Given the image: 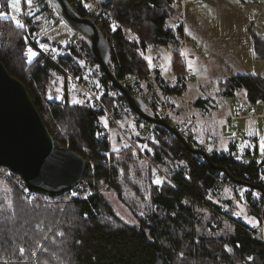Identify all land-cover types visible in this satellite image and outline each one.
Returning <instances> with one entry per match:
<instances>
[{
  "label": "trees",
  "instance_id": "trees-1",
  "mask_svg": "<svg viewBox=\"0 0 264 264\" xmlns=\"http://www.w3.org/2000/svg\"><path fill=\"white\" fill-rule=\"evenodd\" d=\"M101 2L116 20L108 19L104 26L108 40L115 44L110 51L109 67L118 81L147 74L141 52L179 44L174 39V27L168 26V21L177 16L175 0ZM7 7V1L0 0V13H8ZM113 24L117 26L115 29ZM118 24L138 37L140 49L124 39ZM40 29L41 25H37L34 30ZM0 41V62L13 78L23 83L56 143L79 154L90 149L94 158L90 168L93 175L85 180L93 188L106 186L97 199L101 215L86 217L89 205L78 200L65 205V195L49 198L47 203L38 199L29 205L6 181L5 169L0 167V264H264L261 243L245 234L240 226L213 222L212 214L204 208L219 212L229 206L221 207L214 202L226 191L219 188L214 179L221 173L212 170L201 157L189 153L178 138L154 125L156 138L167 137L170 143L167 147L173 156L168 157L151 146L145 157L160 168L169 181L160 180L157 184L154 167L130 148L113 150L110 157L113 165L109 167L105 154L108 146L97 138L100 115L45 100L51 65L41 63L40 58L31 63L24 61L26 43L21 32L13 28L12 19L0 18ZM252 41L256 56L263 57L264 38L253 34ZM88 45L80 36L69 43L67 50L87 65H95ZM159 73L157 77L165 96L184 95L186 86L182 75L170 88L162 82ZM101 82L109 83L103 72ZM227 83L223 86L224 95L232 96L236 90L243 89L249 102H264L261 76L240 75ZM169 103L173 108L174 104ZM149 109L159 117L158 107ZM117 119L124 120L120 116ZM187 140L195 146L190 136ZM210 157L215 165L226 167L242 180L255 176L262 167L255 161H239L229 153L212 151ZM249 181L253 182L254 178ZM243 189L245 200L253 196L251 190ZM110 192L130 210L136 224L127 225L116 216L106 197ZM255 198L263 200L260 196ZM20 248L25 249L23 255Z\"/></svg>",
  "mask_w": 264,
  "mask_h": 264
},
{
  "label": "built area",
  "instance_id": "built-area-1",
  "mask_svg": "<svg viewBox=\"0 0 264 264\" xmlns=\"http://www.w3.org/2000/svg\"><path fill=\"white\" fill-rule=\"evenodd\" d=\"M67 1L72 9L81 17L92 20L97 25L102 36L107 39L111 51V49L115 47V44L108 40V32L104 24L108 19L114 22H116V20L104 6L103 2L100 0ZM184 1L185 0H175V9L178 14L176 18L177 23L174 26V39L179 43H183L185 40V26L182 13H180ZM89 5L91 7H89ZM7 11L14 12V9L8 5ZM17 17L21 23L24 24V27L20 28L13 21V28L21 32L24 42L26 43V48L23 51L24 61L26 63H31L35 59L40 58L41 63L47 62L51 65L50 79L45 87V100L50 103L60 104L63 107H83L86 110L100 115V131L97 138L108 146V150L105 154L108 157L109 167L113 165L110 159L113 149L118 145L119 148H130L134 150L139 156L145 159L148 165L154 167L156 177L159 180L169 181L168 176L145 157L147 149L151 146L159 148L167 154L168 157H172L173 155L167 147L170 145L167 137L163 136L162 139H157L153 130V125H150V123L147 124L148 122L146 123L128 106L125 98L118 89L110 82L106 85L102 84V70L97 64L87 65L84 61L74 58L69 54L67 47L69 43L74 42V38H71L67 44L60 46L45 42L44 37L40 38L42 33V36H44L43 27L47 22H50L54 27L60 20L51 3L48 0H31V4L29 5L28 0H20V8ZM37 25H41L40 30H34ZM118 26L122 30L124 39L128 43L135 44L140 49L139 41L135 39L136 35L123 25L118 24ZM28 46H31L37 53V56L31 61H29L27 55ZM141 56L147 65V74L145 76H128L122 81H119V83L129 91L133 97L142 100L147 105L149 112L150 106L158 107L157 113L159 117L156 118L165 120L173 128L177 129L181 136L187 138V131L181 127L183 120L174 113L167 97L163 93L161 83L157 77L160 71L159 64L155 61L149 64L143 52H141ZM69 57H71V59H69ZM182 77L185 85L195 79L193 71L189 68H184ZM50 96L51 98H49ZM74 100L82 101V103H74ZM187 104L188 106L191 105L189 102H187ZM250 115L252 117L264 116V108L258 113L253 107ZM117 116L123 117L124 120L120 122ZM200 148L205 149L204 147ZM207 152L211 156V152ZM80 155L87 164V171L84 178L74 188L64 194L66 196L64 204L66 205L74 200L86 202L89 205L90 212L85 216L87 217L89 215L98 218L101 215V209L97 204V199L102 195L106 186L103 188H93V186L85 180L86 177H91L93 175L90 169L94 164L93 152L90 149H84L83 154ZM4 176L6 181L21 193L23 199L29 205H33L38 199L47 203L49 201L48 199L51 198L29 192L22 179L7 169H5ZM262 177H264L263 166L257 170L255 176H247L246 181H249L250 178H254L253 182H249L264 187V179H262ZM214 179L219 188L231 192L233 196V205L219 212L204 207L212 214L213 222H223L232 226H240L245 234L264 246V199L260 200L255 197H249L245 200L244 197L239 195L240 189L238 185L233 184L220 174ZM242 199H244L245 206L248 208L249 213L256 219L254 224L247 223L243 216L235 211L236 208L234 206L239 204Z\"/></svg>",
  "mask_w": 264,
  "mask_h": 264
},
{
  "label": "rangeland",
  "instance_id": "rangeland-1",
  "mask_svg": "<svg viewBox=\"0 0 264 264\" xmlns=\"http://www.w3.org/2000/svg\"><path fill=\"white\" fill-rule=\"evenodd\" d=\"M6 1L9 6L14 2V0ZM262 4V0H185L180 11L185 26L186 40H184V44L181 43L182 45L177 49L171 45L159 48L158 53L150 50L143 53L149 64L155 61L160 65L157 57L161 51L165 57L162 62L163 70L164 72L170 70L173 77L176 74L182 75L184 68L191 69L195 75V79L188 84V94L191 99L199 96L209 99L211 102L206 108L210 116H222L221 114L226 110L233 109L235 104L243 101L241 98V93H244L243 89L237 92L235 98H229L223 94V86H227V81L230 78L240 75H261L264 78V59H259L256 56H254L256 59L252 58L249 50L252 35L261 32L260 24L264 15V9L261 10ZM19 8L20 0L17 7L13 8L14 12H3L5 17L3 19H12L15 23L13 17L18 19ZM176 18L177 16L175 19L169 20L168 26L174 27L177 23ZM256 21L257 23H255ZM43 29L44 36L42 33L40 38L44 37L50 44L65 45L71 38L74 40L80 38V35L72 31L61 19L54 27L50 22H47ZM29 48L32 49L31 46H28L27 49ZM176 50H178L177 53ZM174 52L176 54H173ZM175 59H178V62H173ZM189 62H191V67ZM221 123L224 128L218 148L225 152L230 150L227 138L233 136L234 130L227 128L228 121H221ZM229 123L231 125V121ZM261 137L264 135L259 134L255 140L246 143L243 140V135H239L236 139V150L230 152L245 161L261 162L263 158L260 151ZM246 152H250V154L247 155ZM244 191L243 188L240 190L242 197H244ZM227 192L231 195V192ZM251 193L254 197L259 196L254 191ZM227 196V194L222 195L221 199H227ZM106 197H108V202L114 213L122 222L127 225L136 224L133 214L117 199L113 192L106 193ZM231 198H233L232 195ZM247 210L245 201L242 199L235 211L243 216L245 221L255 222L246 216ZM226 224L229 225L228 227L231 226Z\"/></svg>",
  "mask_w": 264,
  "mask_h": 264
},
{
  "label": "water",
  "instance_id": "water-1",
  "mask_svg": "<svg viewBox=\"0 0 264 264\" xmlns=\"http://www.w3.org/2000/svg\"><path fill=\"white\" fill-rule=\"evenodd\" d=\"M48 1L59 18L88 41L92 60L141 119L165 129L178 138L189 153L201 157L212 170L221 173L233 184L256 192L264 199V187L238 179L226 167L215 165L205 149L192 146L177 129L165 120L156 118L142 100L133 97L119 83L109 67L108 41L92 20L81 17L67 0ZM0 167L19 176L29 192L51 198L62 197L70 191L84 178L87 171V164L79 153L56 143L23 83L13 78L1 62Z\"/></svg>",
  "mask_w": 264,
  "mask_h": 264
},
{
  "label": "crops",
  "instance_id": "crops-1",
  "mask_svg": "<svg viewBox=\"0 0 264 264\" xmlns=\"http://www.w3.org/2000/svg\"><path fill=\"white\" fill-rule=\"evenodd\" d=\"M100 1H107V0H100ZM262 1H263V4L261 5L262 7L261 10L264 9V0ZM255 23H257V21ZM260 29H261V32H257L254 35L264 38V15H263V20L260 24ZM185 40H186V36H185ZM182 44H184V41ZM182 44L179 43L173 46H175L177 49ZM249 50L251 52L252 58H255L254 56H256V54H255L253 41L249 45ZM158 51L159 49L155 51H151V52L158 53ZM175 52L173 54L177 53ZM157 59L160 62V65H159L160 66V71H159L160 79L165 84V86L172 88L176 84L178 76H181V74L180 75L176 74L173 77V74L171 73L170 70H168L167 72H164L163 67H162V62L164 61L165 57H163L161 51ZM259 59H264V56ZM185 86H186L185 93L181 97H176L173 95L170 97H167V96L166 97L167 99L169 98L168 99V101L170 100L169 102H172L174 104L173 111L177 116H179V118L183 120V122L181 123L182 124L181 127L185 129L187 131L188 136L192 138L195 144V147L197 148L204 147L206 150L210 152L213 151L219 154L229 153L230 155L234 156L239 161L249 162V161H245L244 159L238 157L237 155H235L234 153L230 151L234 149L236 150L237 148L236 139H237V136L239 135H243L244 137L243 140L246 143H250L252 142V140H255L259 134L264 135V116L252 117L250 115L253 107L256 109L258 113H260L262 108H264V102L262 101H256L255 103L249 102L247 95H246V91L244 90V93H241V98H243V101L241 100L238 104H235L233 109L230 108L229 110H226L223 114H221L222 116L212 117L210 116L209 111L206 108L210 105L211 101L209 99H204L201 96H199L198 98H193L192 100L190 97V94H188V84ZM240 90L242 89L236 90L232 96H227V97L235 98L237 96L236 95L237 92H239ZM187 94L190 98L187 96ZM187 102H189L191 105L188 106ZM221 121H224V122L228 121L227 128L230 130H234V133H232L233 136L227 138L230 143V150L225 151V152L218 148L220 137H222V130L224 128V126H222ZM229 121H231V125ZM192 130L193 132H191ZM250 131L253 132L254 134L248 135ZM117 149H119L118 146L114 147L113 150H117ZM246 154L249 155L250 152H246ZM257 163H261L262 166L264 167V156L262 158V161L257 162ZM157 179L158 178L156 177L155 181ZM225 194L228 195L226 197L227 199H221L222 195H225ZM239 195H240V192H239ZM230 199H232L231 203L229 202ZM214 202L217 203L221 207H227L228 205L232 206L233 198H231V195L227 191H223L218 199H214ZM238 206L239 204H236L234 207L237 208ZM246 216H248L252 220H255L256 222V219L249 213L248 210H247ZM246 222L250 224L255 223V222L252 223L248 221Z\"/></svg>",
  "mask_w": 264,
  "mask_h": 264
},
{
  "label": "snow or ice",
  "instance_id": "snow-or-ice-1",
  "mask_svg": "<svg viewBox=\"0 0 264 264\" xmlns=\"http://www.w3.org/2000/svg\"><path fill=\"white\" fill-rule=\"evenodd\" d=\"M28 3L30 5L31 4V0H28ZM18 4H19V0H14V2L11 5V7L16 8ZM89 7H91V6L89 5ZM0 18H5L3 13H0ZM13 19L15 20V23H16V25L18 27H20V28L24 27V24L21 23V21L19 19L15 18V17H13ZM116 27L117 26L115 24H113V28L115 29ZM135 39L138 40V37H136ZM27 55H28L29 61H31L32 59H34L37 56V53L35 51H33L31 48H29L27 50ZM149 62H150V58H149ZM189 66L191 67V62H189ZM49 98H51V96ZM73 102L74 103H82V101H75V100ZM105 126H107V125H105ZM253 134L254 133L251 132V131L248 133V135H253ZM260 151H261L262 156H264V137H261V139H260ZM262 179H264V177H262ZM155 182L157 184L161 183V181L159 179H157ZM38 227H39V225H38ZM59 235H63V233H59ZM19 251H20V254L23 255L25 249L24 248H20ZM32 255L35 256L36 253L33 252Z\"/></svg>",
  "mask_w": 264,
  "mask_h": 264
}]
</instances>
